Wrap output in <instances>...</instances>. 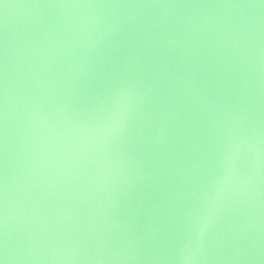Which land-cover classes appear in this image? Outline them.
<instances>
[{"label":"water","instance_id":"1","mask_svg":"<svg viewBox=\"0 0 264 264\" xmlns=\"http://www.w3.org/2000/svg\"><path fill=\"white\" fill-rule=\"evenodd\" d=\"M0 88L7 264H264L262 0H2Z\"/></svg>","mask_w":264,"mask_h":264},{"label":"snow or ice","instance_id":"2","mask_svg":"<svg viewBox=\"0 0 264 264\" xmlns=\"http://www.w3.org/2000/svg\"><path fill=\"white\" fill-rule=\"evenodd\" d=\"M264 2V0H262ZM2 3V0H0ZM7 5H5L6 7ZM3 102V91L0 88V105ZM130 104V100L126 96H121L119 100L114 104L112 109L111 117L108 123L105 126V131L107 132H116L123 127L124 119L128 110V106ZM2 126V124H0ZM228 179L227 174L222 178V183H226ZM4 193H3V181L0 178V264H7V257L5 255V243H6V233H5V225H4ZM207 221L204 224H200L199 222H193V228L197 231V239H199V235L203 233L206 227Z\"/></svg>","mask_w":264,"mask_h":264}]
</instances>
